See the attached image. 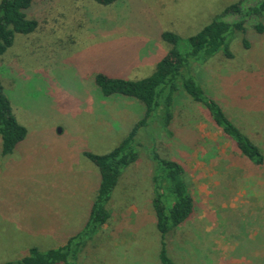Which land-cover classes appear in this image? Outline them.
I'll return each instance as SVG.
<instances>
[{
	"label": "rangeland",
	"instance_id": "obj_1",
	"mask_svg": "<svg viewBox=\"0 0 264 264\" xmlns=\"http://www.w3.org/2000/svg\"><path fill=\"white\" fill-rule=\"evenodd\" d=\"M237 1L117 0L102 5L94 0H33L27 8V16L38 19V27L30 33H16L13 45L0 55V78L15 114L30 131L50 129L42 134L58 138L60 134L52 131L63 130L60 140L54 141L59 143V154L70 155L69 164L59 165L58 177L61 184H73L74 189L72 194L64 190L59 201L64 221L71 220L77 231L85 226L89 201L93 202L100 183L99 168L81 155V149L110 151L127 135L115 130L118 123L112 116L121 122L130 115L126 109L102 103L96 74L127 77L130 64L150 62L159 58L161 49L171 46L160 37L161 30L192 35ZM253 23H247L246 33L238 31L232 39L234 57L220 51L213 62L184 74L193 75L214 91L227 115L238 125L244 120L246 132L264 150V32L256 31ZM121 31L129 35H121ZM244 37L251 43L249 48L243 45ZM152 65L141 73L149 75ZM186 105L181 99L175 108ZM192 111H186L187 118L194 123L197 120V134L193 126L188 129L187 120L182 127L171 126L170 135L164 126L163 108L140 128L136 136L139 158L123 169L107 203L110 216L80 251L79 264H161L162 237L152 204L157 163L150 158V151L164 153L170 140L171 151L216 163L204 164L199 174L189 171L187 175L195 210L174 236L172 231L168 234L172 238L168 248L175 261L264 264V165L237 152L205 113L197 110L196 117ZM197 135L203 148L190 154ZM50 140L43 154L28 151L27 156L31 169L49 180L53 189L56 149ZM39 181L27 178L28 202ZM25 191L21 190V195ZM51 245L61 244L45 240L42 247L46 250Z\"/></svg>",
	"mask_w": 264,
	"mask_h": 264
},
{
	"label": "trees",
	"instance_id": "obj_2",
	"mask_svg": "<svg viewBox=\"0 0 264 264\" xmlns=\"http://www.w3.org/2000/svg\"><path fill=\"white\" fill-rule=\"evenodd\" d=\"M94 1L102 5H111L117 0ZM247 1L239 0L226 6L212 21L192 35L182 36L178 31L161 30L160 37L171 46L158 60L155 69L149 75L132 79L104 72L96 74L95 82L102 95L108 98L122 95L138 99L145 106L144 114L119 144L110 151L94 153L83 150V155L100 171L99 187L85 226L60 246L46 250L34 246L22 258L4 261L0 264H79L77 259L80 251L110 216L107 203L123 169L139 158L137 146H140V143L136 139L139 129L148 125L156 112L163 108L164 126L168 128L169 134L173 135L170 129L172 128L171 122L175 117V105L181 99L184 104L194 102L197 110L206 114L214 128H220L231 140L237 152L256 165H264V150L260 146L261 143L256 142L246 132L245 121L242 119V125L234 122L216 99L217 95L215 96L214 91L206 88L193 75H185L190 74L187 72H193L196 66L213 62L214 55L220 51L228 58L234 57L231 41L238 31L247 32L249 29L247 23L250 21L254 22L256 31L264 32V0H252L249 4ZM32 2L33 0H0V55L13 45L16 33H30L37 29L38 19L28 17L26 13ZM250 44L244 37L243 45L249 48ZM181 93L184 94L183 97H179ZM165 94L167 95L164 98ZM177 97L179 100H176ZM181 107L183 106H179ZM243 116L245 117L246 114L244 113ZM188 129H190L189 126ZM27 133V127L15 115L11 100L0 78L2 152L12 153ZM200 144L201 138L197 135L195 145L199 147ZM150 156L153 163H157L153 176L152 204L156 214L157 228L162 237L160 262L161 264H181L175 261L170 254L168 240L172 238L168 237V234L172 231L170 234L174 236L179 226L185 223L195 210V201L189 188L186 167L182 162L155 149L150 151Z\"/></svg>",
	"mask_w": 264,
	"mask_h": 264
},
{
	"label": "crops",
	"instance_id": "obj_3",
	"mask_svg": "<svg viewBox=\"0 0 264 264\" xmlns=\"http://www.w3.org/2000/svg\"><path fill=\"white\" fill-rule=\"evenodd\" d=\"M121 35L129 34H123L121 31ZM169 48L161 49L159 58H154L150 60V62L142 61L141 63L134 62L130 64L128 67L131 70V73L127 75V78L137 79L146 76L141 73V69L150 64H153L152 67H150V73H152L158 60L169 50ZM102 103H104L106 107H111L112 105V108L126 109L129 111V117L121 122H119L118 117L112 116V119L118 123L116 124L117 129L115 130L117 132H125V134H128L134 124L142 117L145 110L144 104L138 99L122 95H114L109 98L104 96ZM186 103L188 104L186 107H176L175 117L171 122L172 126L182 127V125H184L189 115L186 113V111H189L187 107L193 109V113L196 115L195 112L197 111V108L195 104H192L191 102ZM201 113L198 115L199 118H201ZM189 117H191V115ZM107 121L112 123L110 120ZM188 121L190 122L189 128L193 126L197 134V120H195V123L193 120L190 121L188 119ZM27 129V136L19 142L13 152L9 154H4L2 152V139L0 136V263L22 258L28 252V249L34 246L44 250L45 248L42 247V244L45 240H58L59 244L62 245L77 231L75 224L72 223L71 220L64 221L65 212L59 201V196L64 194V190L72 194L74 189L73 184H61L58 177L59 165L63 164V162L69 164L67 158H69L70 155V153H68L66 158L63 153L59 154V149L57 147L59 143L54 141L55 139L60 140V135L63 133V130L58 131L54 128L52 133L56 132L57 134H60L58 138H55L50 134H42L45 130L51 131L50 129H34L33 131H30L28 127ZM175 130L178 131V129ZM50 139H53L52 149H56L54 154L56 156L55 164L57 166V176L56 179L51 182L53 189L49 186V180L43 179L42 174L37 175L36 171L31 169V165L28 164L27 156L28 151H38L39 154H43V149H49L48 143L51 141ZM172 143L171 140L170 142H167L164 154L182 162L186 167V175H188L189 171L193 175L199 174L204 164H216L213 159H210V161H204L203 158H200L197 155L188 156L189 154H186L182 156L179 151L178 153L173 152L169 149L170 144ZM202 148L201 144L199 147L195 145V147H192L190 154ZM83 150L84 148L81 149V155L83 154ZM174 154L177 157H175ZM27 178L36 179V181L37 179H40L39 182H36L39 188L36 190L35 184L34 193L32 192V196H29L31 198L30 202H28L27 198ZM21 190H26L23 195H21ZM91 205L92 203L89 201V216ZM131 206L134 208L136 205ZM55 243L56 242H53L51 244ZM51 246L56 247L54 245ZM53 247H46V249Z\"/></svg>",
	"mask_w": 264,
	"mask_h": 264
}]
</instances>
